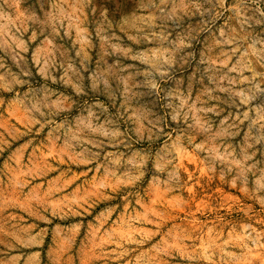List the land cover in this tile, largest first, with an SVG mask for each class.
Wrapping results in <instances>:
<instances>
[{
    "label": "rangeland",
    "instance_id": "rangeland-1",
    "mask_svg": "<svg viewBox=\"0 0 264 264\" xmlns=\"http://www.w3.org/2000/svg\"><path fill=\"white\" fill-rule=\"evenodd\" d=\"M0 264H264V0H0Z\"/></svg>",
    "mask_w": 264,
    "mask_h": 264
}]
</instances>
